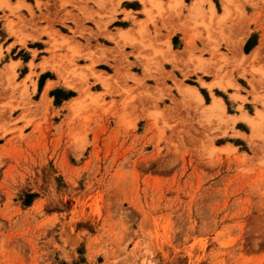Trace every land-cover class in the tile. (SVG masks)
<instances>
[{
    "label": "rangeland",
    "instance_id": "rangeland-1",
    "mask_svg": "<svg viewBox=\"0 0 264 264\" xmlns=\"http://www.w3.org/2000/svg\"><path fill=\"white\" fill-rule=\"evenodd\" d=\"M0 264H264V0H0Z\"/></svg>",
    "mask_w": 264,
    "mask_h": 264
},
{
    "label": "bare ground",
    "instance_id": "bare-ground-1",
    "mask_svg": "<svg viewBox=\"0 0 264 264\" xmlns=\"http://www.w3.org/2000/svg\"><path fill=\"white\" fill-rule=\"evenodd\" d=\"M196 9V8H195ZM191 89V88H190ZM195 91H196V89H195ZM194 93V92H193ZM197 93V95H198V92H196ZM198 96H200V95H198ZM213 107H222L223 108V106H222V104H220V102H219V100H215L214 102H213ZM219 110H220V108H218ZM217 109V110H218ZM222 111V110H221ZM221 114V113H220Z\"/></svg>",
    "mask_w": 264,
    "mask_h": 264
},
{
    "label": "crops",
    "instance_id": "crops-1",
    "mask_svg": "<svg viewBox=\"0 0 264 264\" xmlns=\"http://www.w3.org/2000/svg\"><path fill=\"white\" fill-rule=\"evenodd\" d=\"M50 81H53V82H57L58 80L57 79H49ZM59 84H61V82L59 81Z\"/></svg>",
    "mask_w": 264,
    "mask_h": 264
}]
</instances>
